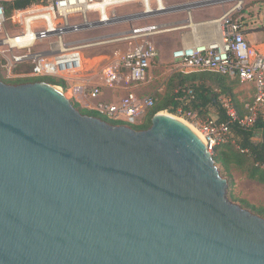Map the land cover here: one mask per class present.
<instances>
[{
	"label": "water",
	"instance_id": "1",
	"mask_svg": "<svg viewBox=\"0 0 264 264\" xmlns=\"http://www.w3.org/2000/svg\"><path fill=\"white\" fill-rule=\"evenodd\" d=\"M227 188L166 111L136 130L0 80V264H264V218Z\"/></svg>",
	"mask_w": 264,
	"mask_h": 264
},
{
	"label": "built area",
	"instance_id": "2",
	"mask_svg": "<svg viewBox=\"0 0 264 264\" xmlns=\"http://www.w3.org/2000/svg\"><path fill=\"white\" fill-rule=\"evenodd\" d=\"M237 2L231 11L239 10L243 0ZM123 6L140 8L129 14L116 16V9ZM167 10L164 0H38V4L14 10L10 19L0 4V57L8 73L17 65L29 63L32 71L25 77H55L68 84L75 83L85 73L82 50L93 44L76 45L67 39L77 33L101 28L128 18L138 25L127 32L122 40L143 41L163 28L148 19ZM230 11V12H231ZM230 12L221 20L225 27L221 44L183 46L173 52V59L185 69L210 70L241 83L254 86L251 103L245 105L246 116L241 125H251L258 112L264 111V56L253 55L241 32L239 22L232 20ZM92 15V18L89 17ZM124 18V19H122ZM9 28H12L11 30ZM159 59L158 51L149 43H137L127 51L118 54L102 67H98L96 79L100 85L83 86L90 97H99L101 87L116 89L121 84L143 83L152 65ZM190 94V91H188ZM155 104L153 98H141L133 92L127 93L118 103L99 101L95 110L108 119L123 125H137L146 110ZM230 121L237 120L235 111L223 103ZM175 115L194 129L213 153L216 146L226 143L230 137L228 123L215 124L211 120L199 121L197 114L190 110L178 109Z\"/></svg>",
	"mask_w": 264,
	"mask_h": 264
},
{
	"label": "trees",
	"instance_id": "3",
	"mask_svg": "<svg viewBox=\"0 0 264 264\" xmlns=\"http://www.w3.org/2000/svg\"><path fill=\"white\" fill-rule=\"evenodd\" d=\"M35 4H38V0L1 2L8 19L14 10L24 9ZM0 65L3 68L4 61L1 57ZM31 71V64L22 63L13 69L12 76L7 77V79L14 80L15 84L44 81L61 87L63 91L67 90V84L60 79L22 76L31 73ZM237 82H239L237 78H231L210 70L173 72L165 83L164 92L154 98L155 104L148 110L144 122L133 128L136 130L147 129L151 124L152 117L161 111L175 114L178 109L190 110L203 119L212 112L216 118L213 120L215 124L228 123L230 129L228 142L216 146L213 150L214 162L228 174L232 168H235L245 173L249 180L264 185V116L262 112H258L251 125L247 127L241 125L240 121L246 116L247 111L245 109L246 104H240L234 93L233 85ZM225 101L235 111L237 120L230 121L223 105ZM71 102L84 115L100 118L112 125H123L122 122L102 118L96 110L82 108L79 103L73 100ZM230 185L232 182L228 181V188ZM239 203L252 213L264 218L263 207L254 206L243 199L239 200Z\"/></svg>",
	"mask_w": 264,
	"mask_h": 264
},
{
	"label": "crops",
	"instance_id": "4",
	"mask_svg": "<svg viewBox=\"0 0 264 264\" xmlns=\"http://www.w3.org/2000/svg\"><path fill=\"white\" fill-rule=\"evenodd\" d=\"M232 1L233 0H164V4L167 8L166 12L154 18H150L147 21L148 23L160 25L163 31L153 33L138 43H149L158 51L159 59L155 63L164 66L168 64L177 66L179 64L173 59L172 55L173 52L183 46L221 44L223 42L225 27L221 18L233 8L231 5L230 8L226 9L224 4ZM253 1L256 0H243L241 8L236 11H231L230 16L233 21L239 22L241 32L251 53L253 55L264 56V3L261 2V6L255 8L254 4L256 2L253 3ZM136 8L137 10L140 9L138 7ZM167 17L176 18L172 25L168 27L162 23ZM181 67L175 69L173 72L180 70L186 72L197 70ZM95 69H97V71H94ZM95 69L90 68L89 70H85V73L82 74V78L70 84L69 89L72 96L75 97L76 90H79L80 95L73 99L79 103L82 108L95 110V105L99 101L116 104L129 92H133L141 98L150 97L153 99L164 92L165 86L164 88L160 85L157 86V82L152 80L153 78L149 75V70L146 80L141 84H121L116 89L101 87V95L99 97H94L96 98L94 105L92 108H88V102L84 101L85 104L82 102V88L80 86L86 83L89 86L100 85L99 80L95 77L98 72V67ZM173 72H171V74ZM235 86L236 89L234 93L236 96L237 93H239L237 98L241 99V96L245 99L249 98L250 100L246 104L251 103L255 91L254 86L250 83H241L240 81L237 82Z\"/></svg>",
	"mask_w": 264,
	"mask_h": 264
},
{
	"label": "rangeland",
	"instance_id": "5",
	"mask_svg": "<svg viewBox=\"0 0 264 264\" xmlns=\"http://www.w3.org/2000/svg\"><path fill=\"white\" fill-rule=\"evenodd\" d=\"M3 1H10V0H0V4ZM215 1H218V0H215ZM254 2H256L254 4L255 8H258L259 6H261V2L264 3V0H256V1H253V3ZM257 2H260V3H257ZM236 4L237 2L233 0L232 2L225 3L224 6L226 7V9H228L230 8L231 5L235 6ZM135 10H137L135 6H123V7L116 9L115 15L122 16L125 14L132 13ZM89 17L92 18V15L89 14ZM175 19L176 18H173V17H169V18L167 17L166 19L162 21V23L168 27L172 25ZM128 20H129L128 18H125L124 21L117 22L118 18H116L111 22V24L107 26L86 30V31L77 33L76 35H72L71 37L67 39L68 42L70 41L74 42L76 45H86V44L94 45L88 48H84L82 50L83 57H84V63H83L84 71L89 70L90 68L95 69L97 67L104 66L106 63H108L109 60L114 59V57H116L118 54H121L127 51L128 49H130L131 47H133L139 42V41H134L131 44V42L129 41L122 40L125 36L128 35L127 32L130 29L138 25V23L129 22ZM9 29L11 30L12 28H9ZM180 67H181L180 65L174 66L172 64H168L164 66V65H159V63H155L152 65L149 75L153 78L152 80H155L157 82V86L160 85L161 87L164 88L166 80L168 76L171 74V72H173L175 69H178ZM94 71H97V69H95ZM11 74H13V69L11 71ZM7 76H8L7 70L5 68H2L0 65V80L6 84L16 83L14 80L7 79ZM40 78H43V77H40ZM52 78L57 79L55 77H52ZM66 84L68 87H67V90L64 91V94L66 95L68 99L75 101L73 98L80 95L79 90L78 89L76 90V96L74 97L70 93V89H69L70 84L68 83ZM235 85H233L234 90L236 89ZM238 94L239 93H237V96H239ZM81 95L83 97L82 102L84 104H85L84 101L88 102V105H87L89 106L88 108H92L96 98L90 97L85 91H82ZM240 96H241V93H240ZM249 100H250L249 98L245 99L242 96H241V99L238 98V101L242 105L249 102ZM166 112L173 116H176L175 114H172L168 111ZM147 113L148 111H145V113L142 115L140 123L144 122V119ZM262 114L264 116V111L262 112ZM100 116L102 118L108 119L103 114H100ZM197 119L203 122V121H206V119L213 121L216 118L214 114L211 112L205 119H203V117L198 116V115H197ZM184 121L186 122V120ZM129 126L135 127L137 125L135 124V125H129ZM216 166L218 168L220 176L226 179L227 181L232 182V185H230L229 188H227V192H226V196L229 201L240 205L239 200L243 199V200H246L249 204L264 208V185L263 184H259L255 181L249 180L246 177L245 173L241 172L238 169L232 168L230 173L228 174L224 172V170L218 164H216Z\"/></svg>",
	"mask_w": 264,
	"mask_h": 264
},
{
	"label": "bare ground",
	"instance_id": "6",
	"mask_svg": "<svg viewBox=\"0 0 264 264\" xmlns=\"http://www.w3.org/2000/svg\"><path fill=\"white\" fill-rule=\"evenodd\" d=\"M192 128V127H191ZM194 130V129H193ZM195 131V130H194ZM196 132V131H195ZM197 133V132H196ZM198 134V133H197ZM199 135V134H198ZM200 136V135H199Z\"/></svg>",
	"mask_w": 264,
	"mask_h": 264
}]
</instances>
